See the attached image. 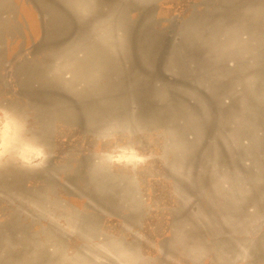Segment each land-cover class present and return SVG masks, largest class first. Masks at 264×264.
<instances>
[{"label":"rangeland","instance_id":"374dc122","mask_svg":"<svg viewBox=\"0 0 264 264\" xmlns=\"http://www.w3.org/2000/svg\"><path fill=\"white\" fill-rule=\"evenodd\" d=\"M97 16L96 0H0V100L52 153L0 168V264H264V0H107ZM129 34L130 68L112 71ZM105 119L115 147L85 175Z\"/></svg>","mask_w":264,"mask_h":264},{"label":"clouds","instance_id":"9594fccd","mask_svg":"<svg viewBox=\"0 0 264 264\" xmlns=\"http://www.w3.org/2000/svg\"><path fill=\"white\" fill-rule=\"evenodd\" d=\"M107 5V0H96L98 18L104 15V10ZM96 18L89 19L83 23L77 22L69 38L64 41V44L71 43L74 40L90 38L92 26ZM63 46V45H61ZM133 39L131 34L128 37V46L124 53L110 57L109 67L112 71H126L130 68V59L133 55ZM50 80L57 87H63L69 78L63 74H57L55 68L50 69ZM73 87L78 88L81 92H90L92 89L100 87L101 84H91L87 82H75ZM109 123V119L101 122V128L92 136V147L87 151L84 157L83 171L86 175L87 169L95 156L109 153L115 147L114 142L107 140L102 135V130ZM35 124L32 117L18 109L17 107L0 100V168L5 165H18L20 167H28L30 161L27 159L29 153L39 154L43 163L41 167L47 165L52 159L50 146L46 143L34 130ZM141 157L140 163L147 165L149 161L146 159L147 153L140 148L133 149ZM72 207H79L77 199L72 201ZM86 216L82 215V225L87 226ZM101 222L100 225H103ZM106 232L113 229L105 228ZM95 264V262H93ZM110 264V262H109Z\"/></svg>","mask_w":264,"mask_h":264}]
</instances>
